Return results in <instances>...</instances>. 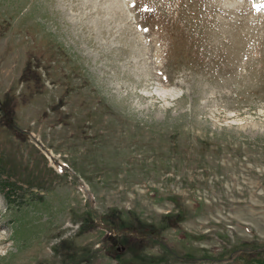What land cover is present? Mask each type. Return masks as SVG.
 Masks as SVG:
<instances>
[{
  "label": "rangeland",
  "instance_id": "rangeland-1",
  "mask_svg": "<svg viewBox=\"0 0 264 264\" xmlns=\"http://www.w3.org/2000/svg\"><path fill=\"white\" fill-rule=\"evenodd\" d=\"M0 223V264H264V0H0Z\"/></svg>",
  "mask_w": 264,
  "mask_h": 264
},
{
  "label": "bare ground",
  "instance_id": "bare-ground-1",
  "mask_svg": "<svg viewBox=\"0 0 264 264\" xmlns=\"http://www.w3.org/2000/svg\"><path fill=\"white\" fill-rule=\"evenodd\" d=\"M49 156H50V155H49ZM0 224H1V223H0ZM2 225H3V224H2ZM2 236H3V234L1 233V234H0V240H2V239H3V237H2ZM4 238H5V236H4Z\"/></svg>",
  "mask_w": 264,
  "mask_h": 264
}]
</instances>
